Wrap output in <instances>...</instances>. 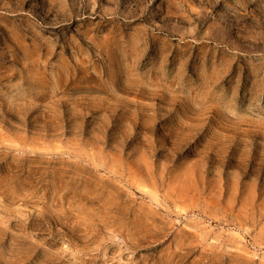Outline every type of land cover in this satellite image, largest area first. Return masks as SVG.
Listing matches in <instances>:
<instances>
[{
    "label": "rangeland",
    "instance_id": "374dc122",
    "mask_svg": "<svg viewBox=\"0 0 264 264\" xmlns=\"http://www.w3.org/2000/svg\"><path fill=\"white\" fill-rule=\"evenodd\" d=\"M0 264H264V0H0Z\"/></svg>",
    "mask_w": 264,
    "mask_h": 264
}]
</instances>
